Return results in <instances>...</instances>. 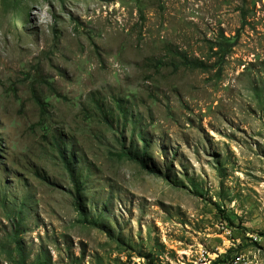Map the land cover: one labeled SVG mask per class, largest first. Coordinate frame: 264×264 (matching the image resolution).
<instances>
[{"label": "rangeland", "instance_id": "rangeland-1", "mask_svg": "<svg viewBox=\"0 0 264 264\" xmlns=\"http://www.w3.org/2000/svg\"><path fill=\"white\" fill-rule=\"evenodd\" d=\"M16 223L25 264H264V0H0V264Z\"/></svg>", "mask_w": 264, "mask_h": 264}, {"label": "trees", "instance_id": "trees-1", "mask_svg": "<svg viewBox=\"0 0 264 264\" xmlns=\"http://www.w3.org/2000/svg\"><path fill=\"white\" fill-rule=\"evenodd\" d=\"M235 45H236V40H232L229 37H225L221 33L219 37L214 39L209 44V47H208L209 56L207 57L206 62H203V61H200L197 59L189 61V59L182 57L178 63H172V65L175 68L177 66H182L183 68H186L189 70H199V71H203V72H209V71L217 68L216 72H217V74H220L225 58L231 54ZM211 60H213V62L208 64V62H210ZM159 63H161V62H159ZM32 96L34 97L36 104L41 109L42 115H44V113L46 111V104H45L46 102H44L43 99L38 94L37 88L32 89ZM64 163H66V164L69 163V161L66 159V157L64 158ZM141 164H142V166L146 167L144 162L141 161ZM81 189L82 188L80 186H77V189H76L77 195H80ZM75 202H76L77 211L80 212V214L82 216V219L80 220V222L83 224H88V225H92L94 227H98L99 223L97 221L89 220L88 217L86 216V214H83L84 213L83 212V206L81 204V199L78 196H76ZM13 225H15L16 229L14 232V236L11 238V242H12V244H14L16 246L15 251L18 254V257L20 260L19 264H25V262H26L25 253L23 251L22 243L20 240V237H21L20 223H16ZM149 256H151V255H149ZM224 258H226V256ZM220 260H223V259H220ZM223 262H226V261H223ZM46 264H51V260H49L48 263L46 262Z\"/></svg>", "mask_w": 264, "mask_h": 264}]
</instances>
